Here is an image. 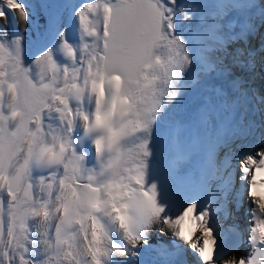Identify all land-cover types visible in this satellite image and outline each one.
<instances>
[{
    "label": "snow or ice",
    "instance_id": "1",
    "mask_svg": "<svg viewBox=\"0 0 264 264\" xmlns=\"http://www.w3.org/2000/svg\"><path fill=\"white\" fill-rule=\"evenodd\" d=\"M0 264H264V0H0Z\"/></svg>",
    "mask_w": 264,
    "mask_h": 264
}]
</instances>
